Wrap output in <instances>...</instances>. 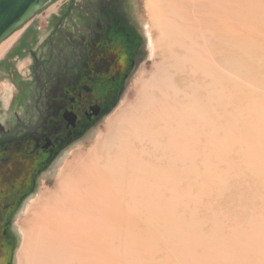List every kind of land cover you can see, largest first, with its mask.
Listing matches in <instances>:
<instances>
[{
	"label": "rangeland",
	"instance_id": "374dc122",
	"mask_svg": "<svg viewBox=\"0 0 264 264\" xmlns=\"http://www.w3.org/2000/svg\"><path fill=\"white\" fill-rule=\"evenodd\" d=\"M123 1L143 31L147 55L116 101L37 178L20 208L25 241L20 234L13 264H264V0H224L223 13L214 0L208 39L199 29L204 36L186 38L188 52L172 59L165 58L172 49L150 23L148 0ZM68 2L52 1L17 33L23 37L18 45L10 48L16 37L1 49L0 108L14 93L13 83L20 88L29 82V68L21 71L29 62L26 52ZM202 8L193 11L200 15ZM19 88L12 108L21 110L31 97ZM159 90L166 96L159 99ZM141 114L151 121L149 136L111 134V122ZM75 158L86 174L93 169L105 176L99 186L113 190L94 189V210L104 214L80 211L83 234L70 244L37 241L43 233L34 221L62 193L59 184L83 178L70 175L74 166L67 161Z\"/></svg>",
	"mask_w": 264,
	"mask_h": 264
},
{
	"label": "flooded vegetation",
	"instance_id": "af4514ba",
	"mask_svg": "<svg viewBox=\"0 0 264 264\" xmlns=\"http://www.w3.org/2000/svg\"><path fill=\"white\" fill-rule=\"evenodd\" d=\"M51 24L26 52L29 62L21 71L29 68V82L20 88L13 83L14 94L0 108V264L14 263L20 208L37 178L116 101L147 55L143 31L123 0H69ZM18 88L31 97L21 110L12 108Z\"/></svg>",
	"mask_w": 264,
	"mask_h": 264
},
{
	"label": "bare ground",
	"instance_id": "6f19581e",
	"mask_svg": "<svg viewBox=\"0 0 264 264\" xmlns=\"http://www.w3.org/2000/svg\"><path fill=\"white\" fill-rule=\"evenodd\" d=\"M52 1H54V0H51L43 8L47 7ZM215 2H216V4H218V8H219L218 10H220L223 13L224 0H216ZM213 3H214V0H148V3L145 5V8L149 9L150 23L152 24L153 28L155 27L154 29L155 30L157 29L159 31L158 33L161 34V42L163 44L165 42L172 49L171 53L167 52L165 54V58L172 59V58H175L178 56L185 55V53L188 52L187 46H189L187 41H185L186 38H198V37H200V35H203V33L201 34L198 32L199 29H202L205 31L204 35L208 39L209 34H210L209 31L211 30V26H212V10L211 9H212ZM199 6L203 7L202 11H199L200 15L196 14V12L193 11V9H196V7H199ZM42 9H40V10H42ZM39 11H37L35 14H37ZM217 24H221V28H222V26H224V23L221 21H218ZM22 26L23 25H21L19 28H21ZM18 29H16L17 31L16 30L13 31L6 39H4L0 43V51H1V49H4L5 47H6L5 48V50H6L9 47V45L11 46V44H13L15 38L17 37V33L19 32ZM221 34H223V32H221ZM162 80H163V78H161V81ZM13 94L14 93H10L8 96H6L4 99V102H6L8 104V101L10 100V98ZM163 96H166V92L163 90H159V99H161V97H163ZM157 98H158V95H157ZM150 106L152 107L153 105H150ZM156 108H158V107H155L153 110H155ZM160 109L161 108H159L158 112L160 111ZM147 110H149V107H147ZM133 120L136 122L135 127H130V126H128L127 128L123 127L125 122L133 121ZM150 122L151 121H149L147 116H144L141 114L140 116H136V117L133 116L130 118H124V119H120L116 122L113 121V122H111L109 127H110L111 134H119L120 133V134H123L124 137H126V138H130L133 135L139 136L141 134L143 135V137H147V135L149 136V134H148V131H146L145 129H147V126L149 125ZM116 137H117V135H116ZM137 141L139 142L138 139H137ZM67 163L72 167L74 166V168L72 169L73 172H71V174L69 173L71 176H73V174H75V176H77L78 179L80 178V176H83V178L79 181V184L72 183L71 186H69V187H68L69 179L68 180L66 179V181H62V182L60 181L61 183L59 184V188H61L60 191L62 193L59 192L61 194L56 196V198L54 197V199H53L54 202L52 201L53 203L49 204V206H46L43 213L38 215L36 217V221H34L35 222L34 230L38 231L40 233H43V236L39 237L36 240L37 241L39 240L40 242H44V243L56 244L57 246L59 244V241H63L67 245V242L70 244V243H72L73 240L76 239V236L79 235V237H80L83 234V229L81 226L82 225V217H81V215H78V213L80 211L82 212V210L86 209L87 207H88V211H89V207H90L93 209L92 213H96V214L98 213L101 216V212H102L101 209L99 210V212L97 210H94L95 206L97 205L96 200H98L95 197L97 192L95 194L94 189L96 187H98V188L101 187V186H99V179L100 180H101V178L104 179L103 177H105V176H103V174L101 175V173L99 174V172L96 168H94V169L97 170V172L94 171L93 169H91V170L87 171V174H86V172L83 171V168H81L82 167L81 162L78 161V158H75L73 162L67 161ZM83 165H85V163H83ZM90 166H92V165H90ZM90 166H89V168H92ZM77 167H79L80 170H78ZM78 173H80V174H78ZM108 175H110V174H108ZM113 175H116V174L112 173L111 178L113 177ZM100 176H103V177H100ZM104 180H106V178ZM102 181L103 180H101V184H102ZM103 184H104V182H103ZM103 187L104 188L101 187L102 190L105 189L107 191L108 187H105L104 185H103ZM109 192H111V191L110 190L108 191V195H110ZM112 192H113V190H112ZM112 192H111V194H112ZM94 194H95V196H94ZM103 194H104V192H103ZM105 194H107V193H105ZM114 195L117 196L115 193H114ZM37 196H38V194L35 197L37 198ZM98 196H99L98 197L99 199L102 197V196L100 197V195H98ZM105 196L107 197V195H105ZM36 198L33 201H32L33 198L30 199V201H28L29 203L26 205L24 212H27V214H28V211L30 212L31 207L37 202ZM103 198H104V196H103ZM103 198H101V199H103ZM116 198L117 197L114 198V196H113L114 200ZM104 199L108 200L106 198H104ZM105 200H104V202H105ZM100 202H99V205H102V204H100ZM94 203L96 205H94ZM116 203L114 205H116ZM43 204H45V203H43ZM110 204H111V202H110ZM103 206L104 205L100 206V208L101 207L104 208ZM111 206H112V204H111ZM106 209L108 210V208H106ZM40 210H42V209H40ZM107 210H104V212H107ZM94 211H96V212H94ZM111 213L113 215H115L114 209H113V211H111ZM109 215H111V214H109ZM109 215H108V217L106 215H104V216H106L109 220H111V217L109 218ZM85 216L88 217L90 215H88V216L85 215ZM106 217H103V218H106ZM32 218L34 219L35 217H32ZM83 218H84V213H83ZM89 218H91V216ZM107 218H106V221H108ZM114 218L115 217H113V219ZM84 220L88 221V219H86V218H84ZM112 220L110 223H114L113 222L114 220L113 221ZM90 221L91 220L89 219V222ZM95 221H96V217H95ZM18 222H19V226H20V234L23 235V238L25 241V230L23 227H21V221H18ZM76 223H78V225ZM84 224H86V222ZM71 227L75 229V233H71V231L69 230V229H71Z\"/></svg>",
	"mask_w": 264,
	"mask_h": 264
},
{
	"label": "water",
	"instance_id": "95a60500",
	"mask_svg": "<svg viewBox=\"0 0 264 264\" xmlns=\"http://www.w3.org/2000/svg\"><path fill=\"white\" fill-rule=\"evenodd\" d=\"M51 0H0V43Z\"/></svg>",
	"mask_w": 264,
	"mask_h": 264
}]
</instances>
